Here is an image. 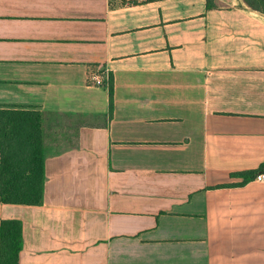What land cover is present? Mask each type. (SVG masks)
<instances>
[{
	"label": "crops",
	"instance_id": "1",
	"mask_svg": "<svg viewBox=\"0 0 264 264\" xmlns=\"http://www.w3.org/2000/svg\"><path fill=\"white\" fill-rule=\"evenodd\" d=\"M216 2L0 0V106L79 119L18 264H264V15Z\"/></svg>",
	"mask_w": 264,
	"mask_h": 264
},
{
	"label": "trees",
	"instance_id": "2",
	"mask_svg": "<svg viewBox=\"0 0 264 264\" xmlns=\"http://www.w3.org/2000/svg\"><path fill=\"white\" fill-rule=\"evenodd\" d=\"M240 1L247 8L264 15V0ZM205 4L207 10L218 8L216 0H205ZM109 88L111 112V85ZM44 115L36 110L0 106V204L36 206L43 202ZM260 172H264V164L236 176L242 178L240 185H244ZM22 242L21 222L1 221L0 264H18Z\"/></svg>",
	"mask_w": 264,
	"mask_h": 264
},
{
	"label": "rangeland",
	"instance_id": "3",
	"mask_svg": "<svg viewBox=\"0 0 264 264\" xmlns=\"http://www.w3.org/2000/svg\"><path fill=\"white\" fill-rule=\"evenodd\" d=\"M78 122L79 119L74 117L45 114L42 122L45 153L55 149L54 146L59 142H64L61 138L67 131L71 132Z\"/></svg>",
	"mask_w": 264,
	"mask_h": 264
},
{
	"label": "built area",
	"instance_id": "4",
	"mask_svg": "<svg viewBox=\"0 0 264 264\" xmlns=\"http://www.w3.org/2000/svg\"><path fill=\"white\" fill-rule=\"evenodd\" d=\"M87 82L91 86H99V87H106L107 83L105 84L102 81V73L97 72L95 70H91L87 76ZM254 182L262 183L264 182V172L258 173L254 178Z\"/></svg>",
	"mask_w": 264,
	"mask_h": 264
}]
</instances>
